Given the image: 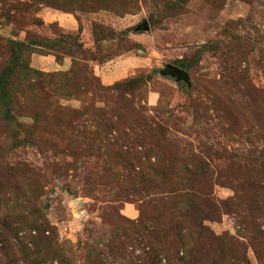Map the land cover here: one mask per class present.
Returning a JSON list of instances; mask_svg holds the SVG:
<instances>
[{
    "label": "rangeland",
    "instance_id": "rangeland-1",
    "mask_svg": "<svg viewBox=\"0 0 264 264\" xmlns=\"http://www.w3.org/2000/svg\"><path fill=\"white\" fill-rule=\"evenodd\" d=\"M0 264H264V0H0Z\"/></svg>",
    "mask_w": 264,
    "mask_h": 264
},
{
    "label": "water",
    "instance_id": "water-1",
    "mask_svg": "<svg viewBox=\"0 0 264 264\" xmlns=\"http://www.w3.org/2000/svg\"><path fill=\"white\" fill-rule=\"evenodd\" d=\"M144 29H148V24L143 25ZM164 75H171L176 78L177 81H187L188 80V72L176 65L168 64L166 69L163 71Z\"/></svg>",
    "mask_w": 264,
    "mask_h": 264
},
{
    "label": "crops",
    "instance_id": "crops-1",
    "mask_svg": "<svg viewBox=\"0 0 264 264\" xmlns=\"http://www.w3.org/2000/svg\"><path fill=\"white\" fill-rule=\"evenodd\" d=\"M127 64H131L132 63V60H131V58H129V60H126L125 61ZM119 70H120V68H119ZM109 76H112V78L114 79L115 78V76H116V73L114 74V75H109ZM108 80H110V78H108Z\"/></svg>",
    "mask_w": 264,
    "mask_h": 264
},
{
    "label": "trees",
    "instance_id": "trees-1",
    "mask_svg": "<svg viewBox=\"0 0 264 264\" xmlns=\"http://www.w3.org/2000/svg\"><path fill=\"white\" fill-rule=\"evenodd\" d=\"M181 67V66H180Z\"/></svg>",
    "mask_w": 264,
    "mask_h": 264
}]
</instances>
